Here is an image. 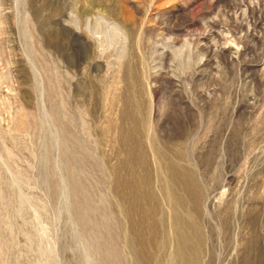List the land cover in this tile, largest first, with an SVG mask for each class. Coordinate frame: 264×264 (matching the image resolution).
<instances>
[{"label":"rangeland","instance_id":"1","mask_svg":"<svg viewBox=\"0 0 264 264\" xmlns=\"http://www.w3.org/2000/svg\"><path fill=\"white\" fill-rule=\"evenodd\" d=\"M0 264H264V0H0Z\"/></svg>","mask_w":264,"mask_h":264}]
</instances>
